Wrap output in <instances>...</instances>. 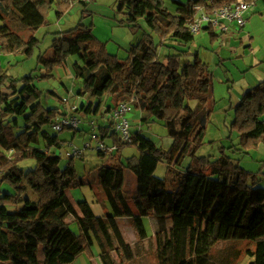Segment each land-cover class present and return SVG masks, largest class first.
<instances>
[{
	"label": "trees",
	"instance_id": "16d2710c",
	"mask_svg": "<svg viewBox=\"0 0 264 264\" xmlns=\"http://www.w3.org/2000/svg\"><path fill=\"white\" fill-rule=\"evenodd\" d=\"M70 1L0 0L1 51L29 57L39 42L35 32L45 24L52 4L60 17ZM237 1L173 0L175 13H171L164 0H115L116 12L123 15L119 23L133 32L141 30L125 58L108 52L106 43L93 34L91 24L78 22L55 32L49 50L37 56L43 70L40 76L13 78L0 64V181L15 190L14 194L0 193V264H68L80 250L92 256V235L100 247L101 264H117L114 253L130 259L131 248L122 241L116 245L114 219L130 218L138 239L144 240L148 234L143 218L151 214L157 223L158 264H208L210 248L229 239L248 240V246L235 250L233 260L217 264H236L244 257L250 258L247 264H264V186L249 183L251 173L223 152L212 161L196 156L212 112L213 74L197 53L192 60L182 62L181 55L188 52L161 58L157 50L167 41L182 44L194 40L188 23L196 5L216 10ZM203 32L213 41L219 38L211 29ZM75 55L79 61L72 63V69L81 82L77 94L87 96L85 113L89 114L91 107L97 113L105 95L112 103L103 113L132 99L133 107L141 112V123L161 120L172 139L163 149L141 129H135L131 142L124 144L111 125L97 128L96 134L102 140L111 139L117 151L128 145L138 150L137 156L127 157L123 164L97 168L96 182L110 210L102 216L94 213L87 200L74 203L68 196L67 190L90 183L77 175L72 155L60 167L61 158L52 149L62 142L45 126H51L64 112L43 105L44 93L35 84L39 78L52 77L55 67ZM48 93L55 95L53 90ZM229 128L236 131L238 144L245 151L264 143V78L234 105ZM185 156L203 165H188L176 174L174 186L168 189L167 180L154 174L157 163L166 160L170 173L172 164L180 165ZM28 159L35 165L25 171L20 162ZM125 171L136 179L128 196L123 189ZM26 187L36 194V200L23 197ZM71 222L77 224V233Z\"/></svg>",
	"mask_w": 264,
	"mask_h": 264
},
{
	"label": "rangeland",
	"instance_id": "374dc122",
	"mask_svg": "<svg viewBox=\"0 0 264 264\" xmlns=\"http://www.w3.org/2000/svg\"><path fill=\"white\" fill-rule=\"evenodd\" d=\"M257 1L259 4L261 0ZM114 2V0H90L83 7L76 1H70V6H68L60 17H56V5L53 3L47 13L45 24L40 26L35 32V37L39 42L34 47L32 54L29 57H25L20 53L5 54L0 49V56L2 55L0 64L2 69L13 78L20 79L28 74H32L34 77L37 75L40 76L43 70L42 66H39L37 63V56L49 50L48 48L55 32L65 31L75 26L78 22H82L86 26L91 24L93 34L98 40L106 43L107 51L111 54H116L120 58H125L130 46L129 41L132 39L135 41L140 36L141 30L139 29V31L133 32L132 29L119 23V20L123 17L120 13L116 12ZM164 4L169 11L173 10L174 4L172 0H164ZM249 11L250 9L247 10L248 15ZM141 23L143 27L146 26L143 21ZM226 33L213 41L207 32L201 31L195 34L194 40L189 43L180 44L174 41H167L164 45H159L157 50L161 58L169 53H180V51L188 52L189 54L181 55L182 62L192 60L194 54L197 53L199 58L207 64L208 69L213 74L214 98L211 102L212 112L206 125L203 144L197 151L196 156H204L212 161L223 152L251 173L248 179L249 183L254 182L257 186L262 187L264 186V143L260 142L255 148L245 151L238 144L239 138L236 131H231L229 125L232 120L233 107L238 101V94L242 93L241 89L244 92L245 88L248 87L247 83L250 77H253L254 81L256 79L258 82L264 78V63L258 65L256 67L258 69H253L249 58H262L261 56L257 58L255 55V51H257L254 50L255 43L250 48L247 45V40H241L237 37L239 33L237 36ZM112 35H116L122 40L124 39L123 43L126 46H119L118 43H114L111 40ZM76 60L79 61L76 55L69 56L66 64L53 69L52 77L48 79L39 78L35 81V84L44 93L41 97L42 104L47 107H58L61 112H64L60 114L67 113V111H70L72 105H77L78 108L75 112L73 110L69 112L80 118L81 121L77 128H64L61 131H55L51 126L47 125L45 129L52 134L58 135L62 142L59 148L52 149V152L61 158V168L69 161V156L72 154L73 149L78 148L82 151L80 156H73V165L75 166L77 175L83 176L90 185L86 184L82 187L69 189L67 190V194L74 203L83 199L87 200L94 213L102 216L105 214L106 209H108V204L96 182L97 168L104 164H119V157L125 163L127 156L129 155L128 157H130L133 153H138V150L136 147L128 145L122 150L123 152L116 151L111 154L108 153L104 156H99L96 150L84 148L85 143L88 142H91L92 146H94L91 135L93 132H97L96 126L101 124H106L105 126L109 125L105 115L103 117L104 119L101 116L103 115L101 111L109 104V96L105 95L103 97L97 113H93L92 107L90 110L91 114L85 113L84 107L86 104L84 103L85 100L87 101V96L82 97L77 94L81 82L75 77L72 69V63ZM67 88L73 92H68ZM48 90H53L55 95H50ZM78 96L85 98L83 99L84 101ZM91 101L95 103L96 100L93 99ZM231 102L233 103L231 104ZM132 115L135 119L139 115L134 107L131 112ZM133 116L130 117V123L132 129H135L136 122L139 120H135ZM140 129L145 135L151 137L158 147L167 149L172 142L161 120L151 119L149 123H141ZM109 143H111V140L106 139L105 144L107 145ZM202 163V161L195 160L190 156H185L180 165L172 164V171L167 173V162L161 159L157 163L154 174L159 178H165L167 180V188L171 189L174 186L173 184L178 172L185 170L188 165L193 168H199ZM34 165L35 161L32 159L20 162V166L25 171L32 169ZM135 187V176L125 171L123 187L125 194L128 196ZM0 193L14 194L15 190L9 183L0 181ZM23 197H28L33 200L37 199L36 194L29 187H26ZM69 220L71 221L72 218L70 217ZM143 220L148 237L144 240H139L130 218L123 217L114 219V226L117 231V233L116 231L114 233L116 245H121L122 241L123 244H128L131 248L130 259H121L114 253L117 264H158L155 252L156 219L151 214L144 217ZM70 224L71 229L77 233V224L74 222ZM167 226H170L169 220L167 221ZM92 237V256L87 251L80 250L76 258L68 264H101L99 258L100 247L94 235ZM247 242L248 240L245 239L218 241L210 248L207 263L217 264L222 261L233 260L232 253L235 250L248 246ZM249 260V257H244L236 264H247Z\"/></svg>",
	"mask_w": 264,
	"mask_h": 264
},
{
	"label": "built area",
	"instance_id": "2783aa9c",
	"mask_svg": "<svg viewBox=\"0 0 264 264\" xmlns=\"http://www.w3.org/2000/svg\"><path fill=\"white\" fill-rule=\"evenodd\" d=\"M252 3L237 1L232 4L225 5L216 10H206L201 5L194 7V15L188 23V29L191 34H197L208 28L212 31L223 34L229 32L232 28L242 29L246 23L247 10ZM1 47V43H0ZM77 105H72L70 111L76 110ZM133 110V101H121L110 107V110L103 113L111 125L112 131L116 134L120 142L128 144L131 142L132 127L130 123L131 112ZM67 111L65 114H58L53 123L52 129L61 131L64 128H77L80 123V118L77 115H72ZM94 141V146L91 142L85 143L84 148L94 149L97 152L111 154L117 151L115 144H105V141L100 138L95 132L91 135ZM82 151L78 148L73 149L72 156H80ZM70 155V156H71Z\"/></svg>",
	"mask_w": 264,
	"mask_h": 264
},
{
	"label": "crops",
	"instance_id": "0c3cea01",
	"mask_svg": "<svg viewBox=\"0 0 264 264\" xmlns=\"http://www.w3.org/2000/svg\"><path fill=\"white\" fill-rule=\"evenodd\" d=\"M71 1H76L79 5H81V6H85L87 3H89L90 2V0H71ZM115 1V0H114ZM173 1V0H172ZM180 1H185V0H180ZM114 5L116 6V3L114 2ZM249 9H250V11H249V15L247 14V21H246V24L243 26V28L242 29H237V30H235V29H231L228 33H231V34H233V35H235V36H237V34L239 33V35L237 36L239 39H241V40H247L248 41V43H247V45L248 46H250V48L252 47V45L255 43V47H254V50H257V51H255V55L257 56V58L259 57V56H261L262 58H260V59H255L254 57L253 58H249V62H250V64H251V67L253 68V69H258V68H256L258 65H260L261 63H264V1H259V4H258V1L256 2H254L253 4H252V6L251 7H249ZM248 9V10H249ZM171 13H175V6H173V10L172 11H170ZM122 15V14H121ZM122 17H123V15H122ZM228 33H226V34H228ZM218 36H221V35H224V33L223 34H218V33H216ZM242 37V38H241ZM132 38V37H131ZM111 40L114 42V43H118V45L119 46H126L124 43H123V40L120 38V37H118V36H116V35H112V37H111ZM133 41V39L132 40H130L129 42L131 43ZM253 54V53H252ZM1 59H2V55L0 56V61H1ZM262 59V60H261ZM260 72H262V71H260ZM264 72V71H263ZM258 81H256V79H255V81H254V78L253 77H250L249 79H248V83H247V86L248 87H246L245 88V91L247 90V89H249V88H251V87H253L256 83H257ZM243 88V87H242ZM68 89V92H70L71 90H69V88H67ZM242 90V93H239L238 94V96H237V100L239 101L240 100V98H241V96L243 95V93L245 92H243V89H241ZM71 92H73V91H71ZM79 97V96H78ZM80 98V97H79ZM109 98V104H107V105H111V101H110V97H108ZM81 100H83V99H85V98H80ZM84 101V100H83ZM237 101V102H238ZM77 102V101H76ZM87 101L85 100V103H86ZM236 102V103H237ZM81 103H83L82 101H81ZM233 102H231V104H232ZM106 108V107H105ZM105 108H103V109H105ZM103 111L104 110H102L101 111V114L103 113ZM138 111V110H137ZM138 116H139V118H138V116H137V118L135 119V117L133 116V118L135 119V120H139L138 122H136V127H135V129H140V124H141V121H140V118H141V112L140 111H138ZM102 116V118L104 117V114L103 115H101ZM131 116V117H132ZM104 119V118H103ZM101 125H103V124H101ZM101 125H99V126H101ZM106 125V124H105ZM104 125V126H105ZM99 126H96V128H98ZM134 128L132 129V130H135ZM96 133V132H95ZM148 136V135H147ZM149 137V136H148ZM151 138V137H150ZM152 139V138H151ZM111 140V139H110ZM153 140V139H152ZM105 141V140H104ZM111 143H112V141H111ZM111 143H109V144H111ZM124 150V149H123ZM123 152V151H122ZM133 153V152H132ZM132 155H138V153H133ZM129 156V155H128ZM127 156V157H128ZM119 162L120 163H122L123 164V161H122V158L121 157H119ZM22 164V163H21ZM106 210H108V211H110L109 210V206H108V209H106Z\"/></svg>",
	"mask_w": 264,
	"mask_h": 264
}]
</instances>
